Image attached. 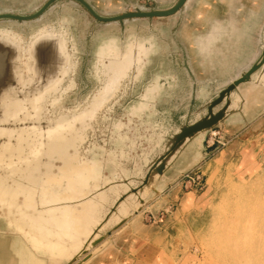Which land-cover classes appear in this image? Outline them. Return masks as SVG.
Here are the masks:
<instances>
[{"label":"rangeland","instance_id":"obj_1","mask_svg":"<svg viewBox=\"0 0 264 264\" xmlns=\"http://www.w3.org/2000/svg\"><path fill=\"white\" fill-rule=\"evenodd\" d=\"M47 1L0 0V14L32 15ZM86 1L103 17L148 11L144 9L146 6L167 10L178 2ZM198 2L192 1L168 18L128 20L110 25L96 21L74 0H59L37 20L0 21V35L18 34L20 46L26 50L42 31L61 34L71 56L60 87L41 101L38 119L10 121L1 126L10 130L19 126L45 130L55 119L85 111L97 92L108 83V76L103 72L107 60L99 54L102 45L110 39H116L122 49L127 43L134 47L142 45L145 53L130 67L115 94L98 109L95 118L88 121L78 150L82 159L101 164L97 170L103 177L111 176L107 158L122 153L123 157L115 162L124 170L132 175L138 170L144 171L169 147L179 128L207 115V105L258 56L263 45L264 9L260 14L261 22L250 25L249 38L228 40L232 46L228 52L231 50L232 55L219 57L223 64L208 66L203 56H195L190 44L193 33L205 30L194 27L193 17L202 13L201 9H209L205 5L209 0ZM240 2L233 3L238 6ZM226 4L219 5L215 15L226 16ZM250 11L251 6L244 14ZM225 47L223 41L218 44L220 50ZM111 56L112 60L125 58L120 53L119 56L111 53ZM28 59V53L20 51L15 60L22 76L29 75ZM11 85L23 98V85L18 83L17 77ZM241 90L244 87L235 96L240 95L242 99ZM140 107L143 111L137 112ZM239 109L241 112L228 116L207 131L200 142L194 138L182 148L163 177L151 180L145 204L123 226L115 231H112L113 226L102 231L104 241L97 247L111 246L106 257H99L95 264H233L230 258L218 255L216 239L226 226L223 213H228L229 218L230 214L235 215L241 202L247 204L253 198V189L264 188V94L258 104L247 107L240 103ZM6 141L5 136L0 137V145ZM60 164L55 162L57 167ZM139 186V182L134 184L135 188ZM245 207L248 211V206ZM133 222L137 224L132 226ZM1 228L5 229V225L0 217Z\"/></svg>","mask_w":264,"mask_h":264},{"label":"bare ground","instance_id":"obj_2","mask_svg":"<svg viewBox=\"0 0 264 264\" xmlns=\"http://www.w3.org/2000/svg\"><path fill=\"white\" fill-rule=\"evenodd\" d=\"M192 1L187 0L184 7ZM205 5L209 9H201L198 15L201 18L212 12V4L205 2ZM136 20L139 19H133ZM222 32L216 26L209 38L198 43L199 51L208 52ZM191 40L190 44L194 45L196 42ZM20 42L16 33L0 35V137L7 138L0 145V217L5 225V229H0V264H95L111 246L93 247L102 237V231L130 217L131 210L141 205L148 191L144 187L137 193L130 192L134 184L144 178L145 171L138 170L132 175L124 170L115 162L123 153L107 158V166L111 168L108 178L83 170L91 163L82 160L78 146L84 139L88 121L95 118L98 109L115 94L119 82L139 61L145 48L127 43L122 49L116 39L106 41L99 54L109 63L107 65L106 61L103 69L108 83L97 92L89 108L55 119L45 130L36 126L10 130L1 125L38 119L41 101L58 90L71 58L66 39L54 31H42L28 50L21 47ZM20 51L29 55L27 76L20 74V66L15 63ZM111 53L123 54L125 58L120 59L124 61L112 60ZM260 55L261 51L231 81L247 71ZM16 77L23 85V98L12 88L11 82ZM241 87H244L241 90L244 98L230 96L231 110L237 109L239 101L247 107L259 103L264 94V73L253 75L252 82ZM142 111V107L137 110ZM203 135H197L196 141L200 142ZM56 161L61 162L60 166L55 165ZM76 175L80 177L78 181ZM55 186H63L62 191L55 192ZM252 193L253 198L246 200L247 204H239L242 198L238 197L237 204L241 206L239 210L238 206L237 210L232 209L236 210L235 215L230 214L232 218L223 213L226 226L215 238L218 255L230 258L233 264H264V188H255ZM242 204L245 212L241 210ZM11 235L16 237L10 239ZM88 251L91 253L82 257Z\"/></svg>","mask_w":264,"mask_h":264},{"label":"water","instance_id":"obj_3","mask_svg":"<svg viewBox=\"0 0 264 264\" xmlns=\"http://www.w3.org/2000/svg\"><path fill=\"white\" fill-rule=\"evenodd\" d=\"M57 1L59 0H48L47 3H45V5L41 7V9H39L36 13L32 15L22 16V15H13V14H6V13L0 14V21L10 20V21H16L18 23H23V22L37 20L49 9V7H51ZM74 1L78 2L82 7H84L94 17V19H96V21L101 22V23H123L124 21L133 20V19L168 18V17L174 16L175 14H177L179 10L182 7H184L185 3L187 2V0H178V2L172 8L167 9V10H155L154 7L146 6L145 9H147L148 11L125 12L121 15L114 16V17H103L99 15L95 11V9L86 0H74ZM257 73H260V75L264 73V41H263V45L261 48V55L259 59H257V61H255L251 65V67L247 71L243 72L237 79L229 82L228 86L219 93V96L217 97V99L210 102L207 105V115L205 117L203 118L201 117L200 119L193 122L192 124L181 127L176 131V133L173 135V137L171 138L169 142V147L167 146L161 155H157L150 162V164L146 166L147 168L144 170L145 171L144 178L138 181L140 183V186L136 188L133 187V189H131L130 192L137 193L138 190L140 189L142 190L144 187L147 189L148 184L151 182L152 179L163 177V175L165 174V171L167 170V168L171 166L174 160L178 157L182 148L188 145L190 142H192L193 139L197 137V135L203 134V133L205 134L207 131L217 126L221 121H223L228 116L236 112H241V110L239 109V106L237 107V109L236 108L233 110L230 109V96H235L236 95L235 93L240 92L239 90L241 86L252 82L253 75ZM255 82H258V81H255ZM240 103L241 102L239 101L238 105H240ZM217 108H218V111H215V109ZM78 154H79V150H78ZM172 155H174L172 158V161L168 162V159ZM82 160H84L85 162L88 161L89 163H91L83 167V170L88 169L90 173H93L94 171L95 173L99 175L97 169L100 168L101 164L98 161L90 162L89 160H86V159H82ZM77 178H80V177L76 175V180ZM74 184L75 182L72 185ZM62 189H63V186H55L54 191L61 192ZM145 199L140 202L141 205L138 208H133L131 210L130 217L136 214L138 212L136 210L145 204ZM130 217L121 221L117 225H114L112 228V231H115L121 226H123ZM103 241H104V236L102 235L100 240L93 247L98 246ZM86 253H84L82 257L85 256Z\"/></svg>","mask_w":264,"mask_h":264},{"label":"crops","instance_id":"obj_4","mask_svg":"<svg viewBox=\"0 0 264 264\" xmlns=\"http://www.w3.org/2000/svg\"><path fill=\"white\" fill-rule=\"evenodd\" d=\"M234 1L235 0H209V4H212V12L210 11L211 13L209 14V16L201 18L198 15H195L193 17L194 27L198 26V28H205L204 31L195 34L193 33L190 36V38L192 37L196 42L193 45V50L195 56H203L206 59L205 63H207L208 66H213L214 64H223L224 62L219 61L218 58H224L225 56L230 57L232 55L231 50L230 52H228V48L231 49L232 46L228 44L227 41L249 38V31L251 28L250 25L258 24L261 22L260 14L262 12L261 10L264 9V0H240L241 2L238 6L234 5ZM224 3H227V15L224 17L217 16V14L215 15L216 9L219 7V5H223ZM250 6L252 7V11L248 12L247 15H245V10ZM216 26H219L220 29L223 30V32L221 33L220 37L211 44V49L208 52L201 53L197 48L198 43L209 38V36L213 34V29ZM222 41L226 46L224 50H220L218 48V44ZM200 65L202 64L200 63ZM108 250L109 249L107 248L105 252L100 255V258L103 256L106 257V252Z\"/></svg>","mask_w":264,"mask_h":264}]
</instances>
